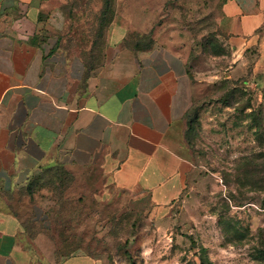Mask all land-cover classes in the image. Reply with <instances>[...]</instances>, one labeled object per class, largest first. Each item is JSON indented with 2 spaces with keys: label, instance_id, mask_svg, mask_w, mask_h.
<instances>
[{
  "label": "crops",
  "instance_id": "0c3cea01",
  "mask_svg": "<svg viewBox=\"0 0 264 264\" xmlns=\"http://www.w3.org/2000/svg\"><path fill=\"white\" fill-rule=\"evenodd\" d=\"M101 7L0 0V264H108L89 235L189 186L186 27L217 21L235 72L264 52V0H114L98 38Z\"/></svg>",
  "mask_w": 264,
  "mask_h": 264
},
{
  "label": "rangeland",
  "instance_id": "374dc122",
  "mask_svg": "<svg viewBox=\"0 0 264 264\" xmlns=\"http://www.w3.org/2000/svg\"><path fill=\"white\" fill-rule=\"evenodd\" d=\"M201 8L188 17L217 20L218 11ZM215 24L186 27L193 99L184 141L196 172L162 211L110 219L103 235H89L108 264H199L200 255L208 264H264V52L233 71Z\"/></svg>",
  "mask_w": 264,
  "mask_h": 264
},
{
  "label": "trees",
  "instance_id": "16d2710c",
  "mask_svg": "<svg viewBox=\"0 0 264 264\" xmlns=\"http://www.w3.org/2000/svg\"><path fill=\"white\" fill-rule=\"evenodd\" d=\"M101 1H102V7L95 16L97 24L94 26V30H93V35L98 38H100L103 35V32L106 30V27L108 26L114 14L113 0H101ZM190 110L191 107L186 115V125L184 132L185 137H187L188 128L191 125V122L189 120ZM208 263L209 262L204 256L202 255L199 256V264H208Z\"/></svg>",
  "mask_w": 264,
  "mask_h": 264
}]
</instances>
